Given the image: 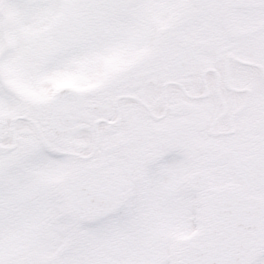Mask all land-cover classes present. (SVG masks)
I'll list each match as a JSON object with an SVG mask.
<instances>
[{"label":"snow or ice","instance_id":"obj_1","mask_svg":"<svg viewBox=\"0 0 264 264\" xmlns=\"http://www.w3.org/2000/svg\"><path fill=\"white\" fill-rule=\"evenodd\" d=\"M0 264H264V0H0Z\"/></svg>","mask_w":264,"mask_h":264}]
</instances>
